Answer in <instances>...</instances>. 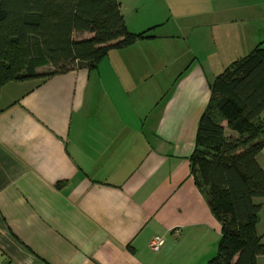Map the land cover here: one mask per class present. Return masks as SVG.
<instances>
[{"label":"crops","instance_id":"1","mask_svg":"<svg viewBox=\"0 0 264 264\" xmlns=\"http://www.w3.org/2000/svg\"><path fill=\"white\" fill-rule=\"evenodd\" d=\"M118 1L127 29L151 37L95 68L0 90V264H205L217 254L221 224L190 156L215 77L264 46V0ZM256 159L264 169V148ZM254 201L264 243V197Z\"/></svg>","mask_w":264,"mask_h":264},{"label":"trees","instance_id":"2","mask_svg":"<svg viewBox=\"0 0 264 264\" xmlns=\"http://www.w3.org/2000/svg\"><path fill=\"white\" fill-rule=\"evenodd\" d=\"M149 32L127 29L118 0H0V90L9 82L95 68L110 50ZM43 66L51 69L40 73ZM210 88L190 156L196 185L221 224L217 254L205 264H258L262 206L254 199L264 197V169L256 159L264 148V46L229 64Z\"/></svg>","mask_w":264,"mask_h":264},{"label":"built area","instance_id":"3","mask_svg":"<svg viewBox=\"0 0 264 264\" xmlns=\"http://www.w3.org/2000/svg\"><path fill=\"white\" fill-rule=\"evenodd\" d=\"M164 243V239L162 236H154L151 238L150 242H149V247L151 250L153 251H157L160 249V247L163 245Z\"/></svg>","mask_w":264,"mask_h":264},{"label":"rangeland","instance_id":"4","mask_svg":"<svg viewBox=\"0 0 264 264\" xmlns=\"http://www.w3.org/2000/svg\"><path fill=\"white\" fill-rule=\"evenodd\" d=\"M243 54H246V53H242V57L243 56H245V55H243ZM51 69V67L50 66H43V67H40L39 69H38V71L40 72V73H44V72H47V71H49ZM166 80V79H165ZM175 80V77H172V78H167V80H166V83L168 82V83H170V82H173ZM223 125H226V121H223ZM226 134L227 135H232L233 134V132H231L230 130H228L227 129V132H226Z\"/></svg>","mask_w":264,"mask_h":264}]
</instances>
